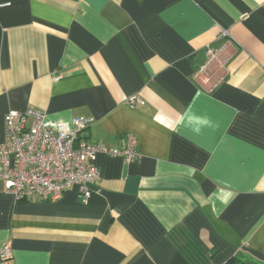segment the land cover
I'll list each match as a JSON object with an SVG mask.
<instances>
[{
    "label": "crops",
    "instance_id": "1",
    "mask_svg": "<svg viewBox=\"0 0 264 264\" xmlns=\"http://www.w3.org/2000/svg\"><path fill=\"white\" fill-rule=\"evenodd\" d=\"M27 107L138 157L86 201L0 178L1 264H264V0H0V144Z\"/></svg>",
    "mask_w": 264,
    "mask_h": 264
},
{
    "label": "built area",
    "instance_id": "2",
    "mask_svg": "<svg viewBox=\"0 0 264 264\" xmlns=\"http://www.w3.org/2000/svg\"><path fill=\"white\" fill-rule=\"evenodd\" d=\"M215 52L213 47H206L208 59ZM127 102L133 107L136 102L144 101L135 95ZM3 120L0 178L5 191L16 200H55L67 188L75 186L86 201L100 175L95 164L98 154L118 155L125 160L138 157L137 141L132 133L125 135L121 146L86 138L83 132L92 123V117H74L69 122L48 124L44 111L27 107L22 111L8 110ZM10 254V245L4 243L0 248V261Z\"/></svg>",
    "mask_w": 264,
    "mask_h": 264
}]
</instances>
